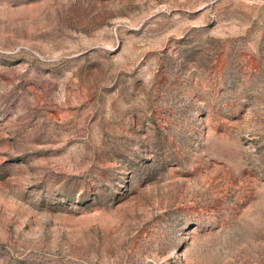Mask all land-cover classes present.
<instances>
[{
    "label": "rangeland",
    "instance_id": "374dc122",
    "mask_svg": "<svg viewBox=\"0 0 264 264\" xmlns=\"http://www.w3.org/2000/svg\"><path fill=\"white\" fill-rule=\"evenodd\" d=\"M0 264H264V0H0Z\"/></svg>",
    "mask_w": 264,
    "mask_h": 264
}]
</instances>
